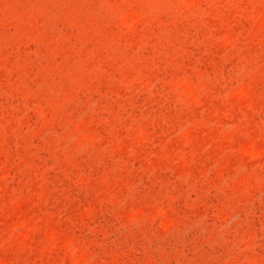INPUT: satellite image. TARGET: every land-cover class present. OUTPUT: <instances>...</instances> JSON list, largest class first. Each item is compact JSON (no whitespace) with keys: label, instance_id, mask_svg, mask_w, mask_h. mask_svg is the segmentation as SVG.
Returning <instances> with one entry per match:
<instances>
[{"label":"rangeland","instance_id":"374dc122","mask_svg":"<svg viewBox=\"0 0 264 264\" xmlns=\"http://www.w3.org/2000/svg\"><path fill=\"white\" fill-rule=\"evenodd\" d=\"M0 264H264V0H0Z\"/></svg>","mask_w":264,"mask_h":264}]
</instances>
